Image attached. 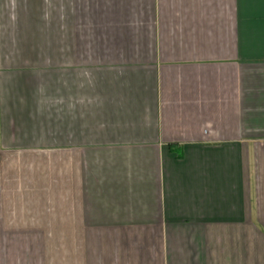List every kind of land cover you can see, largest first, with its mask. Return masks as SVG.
<instances>
[{
    "label": "crops",
    "instance_id": "crops-1",
    "mask_svg": "<svg viewBox=\"0 0 264 264\" xmlns=\"http://www.w3.org/2000/svg\"><path fill=\"white\" fill-rule=\"evenodd\" d=\"M0 264H264V0H0Z\"/></svg>",
    "mask_w": 264,
    "mask_h": 264
}]
</instances>
